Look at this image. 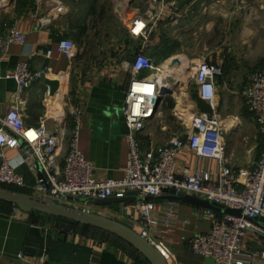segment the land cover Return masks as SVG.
<instances>
[{
    "label": "crops",
    "instance_id": "1",
    "mask_svg": "<svg viewBox=\"0 0 264 264\" xmlns=\"http://www.w3.org/2000/svg\"><path fill=\"white\" fill-rule=\"evenodd\" d=\"M148 1L0 0V36L10 26L25 34V42L9 44L0 62V115L11 105L16 90L15 80L7 75L21 62L29 63L34 71L48 70L22 95L26 124L37 126L43 121L56 132V156L62 163L75 126L70 110H79L77 132L82 155L95 166L98 179H119L128 157L123 109L134 77L129 65L141 52L153 60L156 69L139 76L158 78L171 88L170 93L160 96L154 115L138 136L142 149L184 138L194 113L217 112L226 128V164L236 171L251 170L264 143L241 91L248 78L264 68V0H162L164 11L148 26L147 38L134 37L129 31L130 21L144 14ZM58 6L61 12H57ZM103 28L119 31L111 35ZM61 39L76 44L73 57L57 50ZM200 43L208 50L201 58L221 69L214 110L200 99L194 73L193 82H184L179 74L181 64L174 61L197 54ZM46 51H50L48 57ZM2 154L23 177L26 192L31 193L40 173L29 170L21 152L5 147ZM176 163L179 173L205 170L212 181L219 169L217 160L197 157L188 148L179 150ZM152 201L150 232L170 249L169 264H214L212 259L192 253L189 241L194 234L208 232L220 213L165 197ZM129 202L93 209L137 231L114 216L116 211L139 217ZM50 219L40 213L18 217L11 207H0V264H149L144 260L137 263L126 244L94 228L76 225L65 234L53 235L46 227ZM255 226L245 246L264 249V229ZM243 264H264V260L250 263L245 257Z\"/></svg>",
    "mask_w": 264,
    "mask_h": 264
},
{
    "label": "built area",
    "instance_id": "2",
    "mask_svg": "<svg viewBox=\"0 0 264 264\" xmlns=\"http://www.w3.org/2000/svg\"><path fill=\"white\" fill-rule=\"evenodd\" d=\"M161 2L162 0H149V7L144 14L131 19L129 31L132 36L147 38L148 26L164 11ZM56 10L61 12L62 7L58 6ZM24 42L25 34L16 26H10L7 33L0 36V62L9 44ZM57 50L67 57H73L76 44L71 40L61 39L57 43ZM45 55L48 57L50 51H46ZM129 68L134 77L129 83L123 109L128 128L127 165L119 179H98L95 166L82 155L78 147L79 110H70L75 126L62 163L56 156L59 144L56 132L48 129L43 121L37 126L26 124L22 112V95L34 82L45 76L48 70L34 71L29 63L21 62L12 74L6 76L15 80L16 90L11 105L0 115V186L23 192L27 190L23 177L3 157L2 149L9 147L23 154L30 171L40 173L31 194L57 203L93 211L91 208L94 206H87L86 201L122 198L128 191H136L141 198L150 196L156 199L165 194L164 189L182 191L241 211L239 217L216 215L208 232L191 237L189 249L192 253L210 258L214 264H243L245 257L250 263L264 260V249H249L245 246L248 233L256 231L253 219L264 217V148L251 170L241 172L232 169L224 158L223 133L226 128L222 117L217 112H197L189 118L184 138H172L164 145L150 144L142 149L138 136L155 113L153 100L159 96L160 80L139 76L144 71L156 69L153 60L144 53H138ZM194 69L197 93L214 110L216 79L221 74V69L204 57L199 59ZM136 84L143 88L141 92L136 90ZM150 88L155 89L154 95ZM241 95L260 129L264 143V68L248 78ZM182 148H188L197 157L217 160L219 169L216 179L212 181L209 172L205 170L193 173L183 170L179 173L176 154ZM78 199H83L84 202ZM129 205L138 211L139 217L125 216L116 211L114 216L136 227L137 232L157 247L168 260L170 249L163 242L154 239L150 232V226L154 222L151 218L153 201L138 200L129 202ZM12 209L18 217L25 214L16 207ZM169 211L172 212L171 207ZM206 211L210 212L208 209Z\"/></svg>",
    "mask_w": 264,
    "mask_h": 264
},
{
    "label": "water",
    "instance_id": "3",
    "mask_svg": "<svg viewBox=\"0 0 264 264\" xmlns=\"http://www.w3.org/2000/svg\"><path fill=\"white\" fill-rule=\"evenodd\" d=\"M174 61L175 63L181 64L179 59ZM159 85V96L153 100L155 108L160 100V96L163 93L171 92V88L168 84H164L160 80ZM163 191L166 195L164 194L160 198L165 197L169 200L188 202L220 214L237 217L241 216V211L238 209L224 207L208 200L185 194L182 191H176L174 189H164ZM153 199L156 198L150 196L141 198L137 196L136 191H128L125 197L89 200L86 201V205L109 206L129 201ZM78 201L84 202L83 199H78ZM1 203L16 207L24 213H40L45 215L47 218H60L79 225L107 232L131 246L149 264H169L168 260L162 255L160 250L131 226L114 218L91 211L88 208H79L57 203L49 198L37 197L27 192L3 186H0V204ZM253 223L264 229V217L253 219Z\"/></svg>",
    "mask_w": 264,
    "mask_h": 264
},
{
    "label": "rangeland",
    "instance_id": "4",
    "mask_svg": "<svg viewBox=\"0 0 264 264\" xmlns=\"http://www.w3.org/2000/svg\"><path fill=\"white\" fill-rule=\"evenodd\" d=\"M103 31L104 32L107 31L108 34L112 35V34H115V32L117 33L119 29L118 28H111V29L103 28ZM204 39H202V43L205 41ZM218 39H220V37H218L217 40ZM202 43H200L199 51L197 52V54H194L193 56H191L189 53L188 56H182L183 67L184 65L186 67L181 68L179 74H180V78H182L184 82H193V73L195 71L194 69L195 64L199 62V59L201 58L202 55H206L208 53V50L205 48L204 45H202ZM88 56H91V53H89ZM74 226L76 225L72 223L60 222V221H57L55 218H51L50 221L46 223V227L49 229V232L53 235L54 234H65L69 232L71 228H74ZM145 262L147 261L145 260Z\"/></svg>",
    "mask_w": 264,
    "mask_h": 264
},
{
    "label": "trees",
    "instance_id": "5",
    "mask_svg": "<svg viewBox=\"0 0 264 264\" xmlns=\"http://www.w3.org/2000/svg\"><path fill=\"white\" fill-rule=\"evenodd\" d=\"M0 207L1 208H7V207H11L12 208V206H10V205H7V204H0ZM31 214H33V213H31ZM51 218H54V217H51ZM57 221H60V222H65V223H72V224H74V225H79V224H76V223H74V222H70V221H66V220H63V219H60V218H55ZM83 226V225H82ZM84 227H88V226H84ZM88 228H92V227H88ZM95 229V228H94ZM98 230V229H97ZM101 231V230H100ZM103 233H107V232H104V231H102ZM107 234H109V233H107ZM109 235H111V234H109ZM111 236H113V235H111ZM113 237H115V236H113ZM116 239H118L120 242H122V243H124V244H126L125 242H123L122 240H120L119 238H117V237H115ZM126 246H128L129 248H130V250L133 252V254L135 255V257H136V260H137V263L138 262H140V261H143L144 260V258L142 257V256H140L131 246H129L128 244H126ZM145 261V260H144ZM148 263V262H147Z\"/></svg>",
    "mask_w": 264,
    "mask_h": 264
},
{
    "label": "bare ground",
    "instance_id": "6",
    "mask_svg": "<svg viewBox=\"0 0 264 264\" xmlns=\"http://www.w3.org/2000/svg\"><path fill=\"white\" fill-rule=\"evenodd\" d=\"M186 64V63H185ZM180 67L181 68H184V67H186L185 65H184V67H183V62H182V59H181V65H180ZM174 69V68H173ZM177 69V68H176ZM163 71V70H162ZM171 71V70H170ZM158 79V78H157ZM163 79V78H162ZM135 88H136V90L137 91H139L140 90V92H141V90H143V88H141V86L139 85V84H136L135 85ZM147 90V89H146ZM150 91H152V94L154 95L155 94V89H151L150 88ZM93 211H95L93 208H91Z\"/></svg>",
    "mask_w": 264,
    "mask_h": 264
}]
</instances>
